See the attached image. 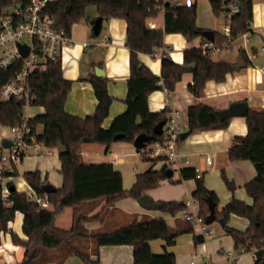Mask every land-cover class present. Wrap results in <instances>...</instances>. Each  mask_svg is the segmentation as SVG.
<instances>
[{
    "label": "trees",
    "instance_id": "16d2710c",
    "mask_svg": "<svg viewBox=\"0 0 264 264\" xmlns=\"http://www.w3.org/2000/svg\"><path fill=\"white\" fill-rule=\"evenodd\" d=\"M28 0H0V14L2 9L13 3H26ZM212 12L216 15L227 11L224 0H209ZM239 9L231 16L230 37L236 41L241 35L251 30L252 0H238ZM94 5L97 14L103 19L121 18L126 22L125 44L129 48V75L126 79V109L116 115L108 127H103V120L107 117L112 97L107 91V78H98L94 74L88 77L96 99L94 111L85 116L68 113L65 101L71 88V81L63 78L60 58L47 63L46 69L35 71L30 76V86L35 94L32 106H40L43 112L28 117L26 122L29 132L24 135L28 144L40 143L47 148L56 147L60 142L66 152L59 155L60 174L62 184L51 193H45L38 170H29L22 173L30 188L38 195L45 197L51 209L42 207L24 191H17L12 181L7 183L8 195H0V231L8 233L11 243L24 248L23 259L31 252L34 256L28 264L34 263L33 258L47 248L67 247L71 255H75L85 263H96L91 258L97 255L98 247L102 245L132 246L133 264H177L172 252L164 250L155 253L151 250L149 241L162 239L163 248L173 245L175 237L183 232H193V227H171L162 217L133 216L128 222L115 228H101L88 232L84 223L89 220L102 219L107 208L117 200L131 197L138 198L146 190L156 187L164 180L166 172L171 170L166 164L161 168H154L156 161L164 157H150L144 150L142 159L150 164L135 174V180L129 189L123 188L122 174L111 162L85 163L80 159V147L83 143L95 142L109 146L112 142H133L138 134L148 137L145 147L154 143H162L164 134L156 135L152 132L153 126L161 120H166L169 108L160 111H150L147 104L148 95L158 89L171 93L181 75L188 71L186 65L195 63L191 70L192 82L187 89L194 96H199L207 80L222 81L227 73L232 71L230 63L225 59H215L211 55H204L201 48H189L183 52L181 63L173 61L168 55L161 58L160 75H155L138 58V53H150L163 46L166 33H180L187 40L200 35L196 25V6L172 5L161 0H49L45 10L53 15L59 27L68 33L74 22L86 16V8ZM163 12V27L150 28L148 19ZM214 32V39L217 32ZM224 38V36H223ZM214 41V40H213ZM226 39L224 38V43ZM215 43V42H214ZM223 43V44H224ZM255 53V48L250 49ZM238 55L244 64H252L245 49L240 46ZM12 73V69L0 70V85ZM217 109L198 103L191 105L187 110V129L179 133L178 142L188 134L201 130L225 128L229 118L221 119ZM25 119L24 100L0 99V125L21 126ZM247 132L242 136H235L227 150L230 160H249L256 171L255 176L244 185L247 194L252 198L251 205L232 199L221 211L215 209L217 218L223 220L222 227L231 235L234 248L243 250L254 249V264L264 262V106L261 110L248 108L245 114ZM41 125L42 130L37 131ZM5 149L0 146V155ZM22 154L21 156H23ZM14 163H9L7 169L1 171L2 177L17 176ZM221 175L230 190L234 184L227 179L221 169ZM194 179L195 188L192 198L198 203L197 216L204 222L209 214L208 202L217 203V195L203 183L202 176L192 167H184L179 171V179ZM1 190V189H0ZM105 200V205L95 215L88 216L85 204ZM161 211L175 215L186 208L184 201H160ZM65 207H73V223L68 229L55 224V218ZM89 208V207H88ZM23 215L21 231L24 238L14 230L8 228L9 221H13L16 212ZM230 214L245 217L249 225L245 230L229 227L226 220ZM202 235H193L195 243L202 242ZM91 242L88 250L87 244ZM85 243L84 245L82 243ZM82 247H86L83 249ZM21 260V261H22ZM17 264V263H9Z\"/></svg>",
    "mask_w": 264,
    "mask_h": 264
},
{
    "label": "crops",
    "instance_id": "0c3cea01",
    "mask_svg": "<svg viewBox=\"0 0 264 264\" xmlns=\"http://www.w3.org/2000/svg\"><path fill=\"white\" fill-rule=\"evenodd\" d=\"M97 16L99 15L95 6L90 5L86 8V16L71 25L69 32L71 42L62 50L60 61L63 78L71 81V88L64 108L73 115L85 116L94 111L96 99L88 77L90 74L95 75V67L103 70V77L107 78V91L112 97L108 115L102 123L103 127L106 128L116 115L126 109L124 99L127 91L126 79L129 75V48L125 44L127 27L125 20L121 18L102 19L100 32L98 35H94L91 27ZM149 23L154 24L155 28H162L163 12L161 11L155 17L149 18ZM196 25L200 29H210L205 28L209 26H202L198 21H196ZM250 27L251 30L238 39L243 45L242 47L247 48V55L249 56L264 51V43L261 42L260 38L257 45L259 50L255 49V53H251L248 45L249 41L252 40L251 35H258L259 33L264 36V0H252ZM105 38L107 42H105ZM204 39L199 35L187 40L180 33H166L162 47L158 48L153 54L140 52L138 58L155 75L159 76L161 72V53L164 49H166V55L173 61L181 63L184 50L199 48ZM233 42L229 49H225L227 52L231 51ZM238 56L237 53L233 60H228L229 63H234ZM192 79L193 74L191 70H188L181 75L171 93L158 89L152 91L147 98L150 111H160L168 107L167 117L175 112L181 132L187 129V110L191 105L204 103L221 110L227 108L231 103L244 101L247 109L261 110L264 106L262 75L253 63L243 64L238 69H232L222 81L207 80L199 96H194L187 89V85L192 82ZM41 112H43L42 107L31 106L26 111V116L31 117ZM41 130L42 126L38 125L37 131L40 132ZM246 132L245 115L231 116L225 128L192 132L178 142L176 149L182 156L178 157L177 167L170 168L164 159L156 161L154 168H161L166 164L171 169L169 170L170 175L160 181L156 187L146 190L143 194L150 196L157 202L184 201L186 208L171 216V224L172 227L190 224L193 227V232L179 234L175 237L174 244L167 246L165 249L163 248L164 241L162 239L150 240L149 244L152 251L155 253H161L164 250L172 252L177 264H187L190 259L212 264H254V249L241 252L235 249L231 235L225 232L222 227V219L216 217L208 226L204 222L195 219L198 213V203L191 196L195 188V181L194 179L178 180L180 169L192 167L197 172V176H202L205 187L217 193L215 206L217 211H221L232 199L251 205L253 200L247 194L244 185L255 176V168L249 160H230L227 157V150L232 144L233 138L245 135ZM4 139L8 138H4L3 133L0 131V146ZM8 140L11 142V139ZM42 148L48 150V156H44L46 152ZM49 149H56V147L47 148L41 145L37 150L33 149L38 152L39 157L37 158H25V153L20 159L21 165H16L18 175L5 177L4 181H12L17 191L29 192L32 189L23 178L22 173L29 170H38L41 180H46L55 188L60 187L62 176L59 172L61 165L59 155L57 152L51 154ZM134 154L141 155L131 142L121 141L112 142L109 146L95 142L83 143L79 152L82 162H111L117 169H120L119 167L126 162V157ZM184 160H187V162ZM208 160H210V163ZM150 167V164L147 163L146 169ZM221 169H223L227 179L234 184L233 190L228 187L225 188L220 181L214 180L215 178L218 179L219 170ZM133 170L136 171V168L133 167ZM124 200L126 198L119 199L109 206L102 219L86 221L84 227L87 231L115 228L128 222L135 215L137 218L149 216L165 219V215L160 213L163 212L160 209H144L134 198H131V201L128 202ZM104 205V199L94 201V203L90 202L87 215H95L101 211ZM47 208L51 209V206L48 205ZM64 212H66V215L60 217ZM73 213V207H65L60 214L58 213L59 215L57 214L55 224L61 228H70L73 223ZM57 218L61 223L58 224ZM22 219V213L17 211L14 220L9 221L7 226L24 238L21 231ZM14 224L17 225L15 229L13 228ZM226 224L237 230H245L249 225V221L245 217L230 214ZM194 234L202 235L204 240L195 243L193 241ZM3 237H6L3 241L6 244L21 247L13 245L9 234L2 231L0 232V243ZM87 247L89 250L91 247L90 241ZM228 251L231 253L230 260L225 258ZM91 258L97 262L86 264H133L132 246L128 244L102 245L98 247L97 255L91 254Z\"/></svg>",
    "mask_w": 264,
    "mask_h": 264
},
{
    "label": "built area",
    "instance_id": "2783aa9c",
    "mask_svg": "<svg viewBox=\"0 0 264 264\" xmlns=\"http://www.w3.org/2000/svg\"><path fill=\"white\" fill-rule=\"evenodd\" d=\"M48 1L28 0L24 4L13 3L3 8L0 14V70L12 69V73L0 85V99L3 101L23 99L25 112V119L21 126L9 127L14 136L11 138L10 146L4 148V153L0 155V195L3 198L8 195L9 189L7 187L8 182L4 181L5 177L1 176V171L7 169L9 163L16 164L28 148L37 150L42 145L36 142L28 144L24 139V135L30 131L26 122L28 118L26 111L32 106V100L35 98L30 86V76L34 73V69L43 71L49 61L59 59L62 50L71 42L69 33L64 28L59 27L55 17L45 10ZM161 1L186 7L194 5V0ZM225 4L228 9L223 13L221 34L226 41L220 46L216 45L214 41L204 39L200 46L204 55L214 57L221 49H229L233 42L230 37V22L231 16L239 9V2L238 0H226ZM148 26L152 29L155 28L152 23H149ZM105 42H107L106 38ZM19 44L27 47L28 52L25 56L20 54ZM244 49L247 53V48L244 47ZM165 55L166 49L161 53L162 57ZM254 56L255 54L248 55L250 60ZM255 66H257L262 75V83L264 85V64H255ZM179 133H181V128L177 122V115L172 112L162 127V134H164L165 140L162 143L157 142L143 147L139 152L141 153L144 150L150 157H164L168 166L175 168L178 166V157L182 156L176 149ZM184 161L187 162V160ZM208 162L210 163V160ZM27 194L40 206L48 207L49 203L45 197L36 194L33 190L27 192ZM195 219L202 222L198 216ZM241 251H243L242 248L240 249ZM225 258L230 260L231 253L229 251L225 254ZM187 264L212 263L190 259Z\"/></svg>",
    "mask_w": 264,
    "mask_h": 264
},
{
    "label": "rangeland",
    "instance_id": "374dc122",
    "mask_svg": "<svg viewBox=\"0 0 264 264\" xmlns=\"http://www.w3.org/2000/svg\"><path fill=\"white\" fill-rule=\"evenodd\" d=\"M194 1H195V5H196V21H198L202 26H209V27H205V28H210V30L217 32V35L215 38V43L217 45L223 44L224 38L221 34L222 33V27H223V14H221V13L218 15L214 14L212 12L211 7H210L209 0H194ZM250 37L252 38V40L249 41V43H248L249 49H251L253 47L256 50H259V47L257 46L258 41H259V36L257 34H253ZM251 45H253V46L250 47ZM240 46H243V45H241V42L237 40V41L233 42L231 51L227 52L225 49H223L222 51L217 53L214 56V58L215 59L221 58V59H225V60H233L235 58V56L237 54V50ZM0 131L3 133L4 138L11 139L14 136L13 132L10 130V128L8 126H1L0 125ZM42 150H44L46 152L44 156H48V150H46L45 148H42ZM49 151L51 154L57 152L56 149H49ZM25 153H26L25 158H29V157L37 158V157H39L37 155L38 152L34 151L32 148H28ZM141 156L142 155H139V154L138 155L134 154L133 156H128V157H126V162L122 166L119 167L120 168L119 170L122 174V183H123L124 189H129L131 187V185L133 184V182L135 180V174L136 173H140L146 169L148 162L144 161ZM16 165L20 166L21 161L19 160L15 164V166ZM133 167L136 168V171L133 170ZM156 167H158V166H156ZM214 180L220 181L221 184L223 186H225V188L227 187L223 181V177L221 175V170H219L218 179L215 178ZM125 198H126V200H124V201H127V202L131 201L130 197H125ZM88 207H89V204H85L83 206V209L86 210V209H88ZM65 213L66 212H64L62 214V216H60V217H64L66 215ZM160 213L165 215V221L167 222V224L169 226L172 227L173 226L171 224L172 223V220H171L172 215L167 214L165 212H160ZM59 221L60 220H58V218H57L58 224L61 223ZM16 227H17V225L14 224L13 228L15 229ZM5 238L6 237H3L2 241L0 243V264L20 262L23 258V255H24V248L23 247H13L10 244H6L5 242H3V241H5ZM83 245H84V242H83ZM82 248L86 249V247H82ZM33 262L34 263H43V264H86L77 256L69 254L67 251V247L64 245H62L58 248H47V249L42 250L37 256H35L33 258Z\"/></svg>",
    "mask_w": 264,
    "mask_h": 264
},
{
    "label": "water",
    "instance_id": "95a60500",
    "mask_svg": "<svg viewBox=\"0 0 264 264\" xmlns=\"http://www.w3.org/2000/svg\"><path fill=\"white\" fill-rule=\"evenodd\" d=\"M224 2L226 3V0ZM102 19L103 18L101 16H97L93 20L91 30H92V33L94 35H98L100 32ZM200 35L207 40H210V41L214 40V32L210 29H202L200 31ZM258 36L261 39V42L264 43V36H262L259 33H258ZM18 49H19V52L22 56H25L28 52L27 47L23 44H19ZM251 62L253 64H258V65L264 64V51L261 53L255 54V56L252 58ZM243 64H244L243 59L240 56H238L236 61L234 63L230 64V68L231 69H238ZM186 68H187V70H193L195 68V63L187 64ZM35 71H36V69H34V72ZM94 73H95V76L98 78H102L104 75L103 70L99 67H95ZM246 112H247L246 103L244 101H239V102L231 103L225 109L218 110L217 114L219 115V117L221 119H224V118L231 117V116L245 115ZM165 122H166L165 119L158 121L153 126L152 132L156 135H160L162 133V127L165 124ZM147 141H148V137L146 135L138 134L134 138L132 144L135 147L136 151L139 152L143 147H145ZM10 144H11V142L8 139H4L2 141L1 146L3 148H8L10 146ZM56 149H57L58 155H62L66 152L65 146L63 144H61L60 142L57 143ZM149 169L150 168H148V170ZM166 175L169 176L170 172L167 171ZM13 188H15V186L11 185L10 189H13ZM42 189L45 193H51L55 190V187H53V185H51L50 183L46 182L42 185ZM136 200L142 208L147 209V210L161 209V207H162V204L160 202L154 201L150 196H148L146 194L140 195L138 198H136ZM208 208H209V214L204 219V224L207 226L209 224H211L216 219L215 203L212 201H209L208 202ZM33 256H34V253L31 252L30 254H28V256L25 259L18 262L17 264H28L29 260ZM263 264H264V262H263Z\"/></svg>",
    "mask_w": 264,
    "mask_h": 264
}]
</instances>
